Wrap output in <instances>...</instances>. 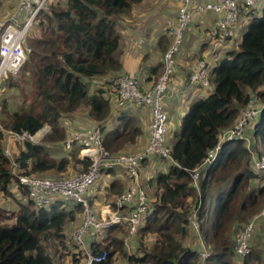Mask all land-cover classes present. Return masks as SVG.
<instances>
[{
	"label": "trees",
	"instance_id": "1",
	"mask_svg": "<svg viewBox=\"0 0 264 264\" xmlns=\"http://www.w3.org/2000/svg\"><path fill=\"white\" fill-rule=\"evenodd\" d=\"M142 1L50 0L36 19L38 35L31 31L35 24L27 33L25 47L30 51L20 75L6 82L7 88L17 90L20 102L14 111L6 101L0 102V126L30 136L48 126L51 133L40 143H17L21 149L10 158L4 153L0 130V194L15 203L7 209L0 204V264H55L42 243L62 240L66 224L75 221L81 205L53 202L35 208L30 201L22 202L26 192L10 189L21 176L42 178L53 171L59 174L56 178L69 169L80 173L90 166L77 157V143L63 148L67 138L63 121L83 105L95 120L104 118L108 105L101 97L103 90L89 95L88 81L119 71L117 20ZM250 17L239 50L210 69L212 92L191 103L181 119L179 134L169 146L171 164L148 182L153 195L147 198L148 211L135 233L140 237L136 252L126 254L124 240L118 236L123 228L112 227L90 246L95 254L106 253L99 264H114L115 255L126 264H235L234 237L264 205V172H257L252 164L253 153L257 159L264 158V5ZM253 97L262 106L252 122L253 151L240 140L224 142L212 164L204 168L208 151L219 143L222 132L233 128ZM127 128L123 126L122 134L120 129L105 134V149L116 138L123 139ZM52 145H59V150ZM55 150L61 154L55 156ZM147 160L141 162L139 172ZM64 205L73 207L66 210ZM132 209L124 206L121 215L128 216ZM192 218L198 228L194 245L189 246L184 240L190 235ZM11 220V226L1 225ZM149 237V243L143 242ZM202 252H207V258L201 257ZM261 261V255L250 252L241 264ZM74 263L78 264L75 259Z\"/></svg>",
	"mask_w": 264,
	"mask_h": 264
},
{
	"label": "built area",
	"instance_id": "2",
	"mask_svg": "<svg viewBox=\"0 0 264 264\" xmlns=\"http://www.w3.org/2000/svg\"><path fill=\"white\" fill-rule=\"evenodd\" d=\"M49 1L18 0V12L23 15V19L19 20L16 17H11L0 21V83L8 78L17 79L19 77L26 56L30 51L25 47L26 35ZM263 2L264 0H217L214 3L197 5L194 8L191 0H181L176 23L168 31L172 42L163 55V72L152 89L148 92L140 90L136 77L132 75L118 76L112 79L113 83L111 82L112 88H110V91L118 105L131 103L147 106L150 109V139L145 149L135 155L112 156L102 147V133L99 128L85 134L69 133L64 148L69 149L73 143H77V146H80L79 155L82 160L90 162V166L86 170L70 176L61 175L56 178L21 176L19 177V183L10 189L15 192H26L25 197L22 199L23 202L30 201L35 208H44L53 202L63 204L75 202L81 205L82 220L78 226L67 234L78 264H99L106 259L105 252L95 254L87 248L86 238L96 239L109 228L126 225L129 239L143 223L148 211L147 197L145 191L136 183L141 162L153 156L169 163L172 162L171 149L166 145L168 118L162 108V101L174 73L175 55L181 47L184 32L188 28L194 13L212 12L219 16L210 31V35L216 42L222 43L234 36L235 24L241 15L242 8H245L250 13L249 15L253 16L256 14L257 6ZM209 70L210 67L206 60L196 61L192 67L189 84L191 86L201 84L202 87H209ZM261 108L262 106L256 97L248 101L245 110L233 128L222 132L219 143L208 151L203 163L204 168L212 164L220 151L222 143L240 140L247 145L250 144L246 130L260 113ZM65 125L67 126V124ZM0 130L4 133V153L10 158L13 157L15 152L13 153L12 149L8 147L5 148L6 144L10 146V143H23L26 140L38 143L46 134V129H41L34 136H30L25 132L15 133L3 130L1 126ZM252 164L257 172H264V158L257 159L253 153ZM117 167L124 169L133 183L122 196L115 200L114 209L111 206H106L100 211L98 217L88 203L86 194L101 173L111 171ZM192 179L195 184L198 179V171L193 173ZM262 186L263 183L259 185V187ZM126 205L133 206V209L128 216H123L120 211ZM260 220H264V205L259 214L246 223L238 233L234 247L238 257L244 258L250 253V241ZM190 224L192 229L197 231L198 224L195 218L191 219ZM125 252L127 255H131L129 248ZM207 256V252L201 253L202 258H207Z\"/></svg>",
	"mask_w": 264,
	"mask_h": 264
},
{
	"label": "crops",
	"instance_id": "3",
	"mask_svg": "<svg viewBox=\"0 0 264 264\" xmlns=\"http://www.w3.org/2000/svg\"><path fill=\"white\" fill-rule=\"evenodd\" d=\"M56 1L59 0H51V3ZM62 1L64 2V0ZM216 1L191 0V4L195 8L197 5L214 3ZM180 3L181 0H144L133 6L128 14L118 18L116 31L120 36V43L117 58L120 69L117 72H107L101 77L88 81L90 86L89 95H94L97 91L103 90L101 97L107 102V112L102 116L104 117L102 120H95L91 116L89 107L85 105L81 106L74 115L67 116L63 121L67 135L69 133H90L99 128L102 133V147L112 156L135 155L145 149L150 139V109L147 106L131 103L118 105L106 83L116 76L132 75L136 77L140 90L148 92L152 89L163 72V55L169 49L172 42L168 31L176 23ZM263 5L264 3H261L257 6L255 10L256 14L261 11ZM2 6L3 15L5 16L0 18V20L11 17H16L19 20L23 19V15L18 12V0H4ZM218 18L219 16L212 12H195L188 28L184 32L181 47L175 55L174 73L168 83L162 101V108L168 118L166 140L167 138L171 140L174 137V141L170 144V147L179 134L181 119L191 103L204 96L205 89L211 87V83L209 87H202L201 84L193 86L189 84L193 65L198 60H206L210 69L216 67L222 58L228 53L234 52L236 46H239L241 38L251 20L249 12L245 8H242L241 15L235 24L234 36L222 43H218L210 35V31L213 29ZM37 32L38 29L35 23V26L32 28V34L38 35ZM65 124L69 125V127L66 128ZM124 125L128 127L126 129L128 131L127 135L121 140L116 138L115 141L113 140L111 143H108L109 146L106 143L109 148V150H106L103 145L104 135L109 132L113 133L117 129H120V134H122ZM46 128L50 132V128L48 126ZM252 128L253 123L246 130V134L251 139L250 144H245V146L253 151L255 141L253 139ZM53 147L57 148V145ZM75 147L80 148L77 145ZM11 149L17 153L21 149V146L18 149L11 146ZM57 150L54 151L55 156H59L60 152L57 153ZM79 151L80 149L78 150L77 157L82 160ZM83 161L86 160L83 159ZM170 164L169 162L156 159V157H149L143 164L136 183L141 189H145L147 198L153 195V191L148 185L149 180L153 179L157 173L165 172ZM71 171L69 169V173L67 172L66 176L75 173H70ZM49 174L58 173L52 171L47 173V175ZM50 177L53 178L52 176ZM132 183L133 181L127 172L117 167L111 170V172H103L99 175L95 184L87 192L86 199L92 207L102 205L96 214L99 217L100 211L106 206H111L112 203H115V200L123 195ZM151 200L148 201L150 202ZM2 203L0 201V204ZM126 206L131 208L130 205ZM126 212L127 210H124L122 214ZM115 228L128 230L126 225ZM190 234L194 236L196 231L191 228ZM65 236L67 237L66 234ZM86 239L87 248L90 249L92 242L100 240L102 237ZM72 255L73 249L71 250ZM241 262L239 259L235 260V264H241Z\"/></svg>",
	"mask_w": 264,
	"mask_h": 264
},
{
	"label": "rangeland",
	"instance_id": "4",
	"mask_svg": "<svg viewBox=\"0 0 264 264\" xmlns=\"http://www.w3.org/2000/svg\"><path fill=\"white\" fill-rule=\"evenodd\" d=\"M3 14H4V12H3V6H1L0 7V18H3V16H5ZM3 20H5V19H1L0 21H3ZM37 33H39V32H37ZM235 49H236L235 51H238L239 50V46H236ZM9 79H11V78H8V79H6V80H4V81H2L0 83V102L6 101L7 104H8L9 110L10 111H14V110H16L17 106L19 105L20 100H19V95H18V92H17L16 89H14V88H7L6 82ZM111 82L113 83V80L112 79L109 82L106 83V85H108V88H112V83ZM212 90H213V87L211 85L210 88L205 89V93H204L205 95L204 96H201V98H199V99H204V98L208 97V95L212 92ZM66 127H69V125H67ZM249 127H251V126H249ZM43 129H46V134L43 135L44 137L40 141L45 140V138L51 133V131L48 132V129L46 128V126ZM250 139L251 138L249 137V140ZM66 140H67V138L65 139V141ZM65 141H64V143H65ZM173 141H174V137L171 140H169V138H167L166 145L170 146V144ZM9 143H10V141H9ZM11 144H13V143H10V146L9 145L7 146V144H6V147L5 148L8 147L9 149H11ZM60 145L62 146V144H60ZM57 146H59V145H57ZM12 147L18 149L20 147V145L17 144V143H14ZM13 151L14 150H12V152ZM79 169L80 168H76L75 171H78ZM72 172H74V171H71L70 173H72ZM65 174H67V173H65ZM57 175H59V174H49V175L46 174V176H44V177H50V176L54 177V176H57ZM21 199H23V198H21ZM0 201H1V203H2V201H4V203H2V204H3V207H5L6 209L9 208V206L12 207V205H15L14 200L7 199L5 196H2L1 194H0ZM22 202H23V200H22ZM27 202H23V203H27ZM101 206L97 205V206H93V207L91 206V207H92V209H94L93 210L94 213L97 214V212H99V209L101 208ZM65 207H66V210H71L72 207H73V205H65ZM260 209H262V208H260ZM259 212H258V214H259ZM81 216H82V210L80 212L78 211L77 213H75V221L74 222H70V223H67L66 224V227H65V229H64V231L62 233L64 235L62 240H50V241H44L42 243V245L45 248L46 252L49 253L50 256H52L55 264H75L74 263L75 255H72L71 256V250L73 249V247L70 244V242L68 241L69 237H68L67 234H68V232H70L76 226L79 225V223L81 221ZM13 223H14V221L11 220V221H8V222H4L1 225L11 226ZM242 228H240V230ZM122 231H123V233H119L118 236L120 238H122L124 240V242L126 243V244L124 243V250H126L127 248H129L131 250V254L135 253L136 252V249L135 248L138 245V240L137 239H140V237L137 234H135L133 236L134 239H133V237H130L128 239L127 232L125 233V231L123 229H122ZM65 234L67 235V237L65 236ZM237 235L234 237L235 238L234 239V242L236 240ZM105 236H106V233H103V234H101L98 237L104 238ZM194 241H195V237L190 234L184 240V243L186 245H189L190 244L189 246H192V245H194V243H193ZM143 242H148L149 243L150 242V237L149 238H146V239H143ZM250 248L252 250L250 252H252L253 254H259V255H261V260L262 261H261L260 264H264V220H260L258 222V224L256 225L255 230H254V237H253V239H252V241L250 243ZM236 259H239V261H242L244 258H240V257L236 256L234 258V260H236ZM113 260H114V264H126L125 263V260L123 258H121L120 255H115L113 257Z\"/></svg>",
	"mask_w": 264,
	"mask_h": 264
},
{
	"label": "water",
	"instance_id": "5",
	"mask_svg": "<svg viewBox=\"0 0 264 264\" xmlns=\"http://www.w3.org/2000/svg\"><path fill=\"white\" fill-rule=\"evenodd\" d=\"M87 159V158H86Z\"/></svg>",
	"mask_w": 264,
	"mask_h": 264
}]
</instances>
